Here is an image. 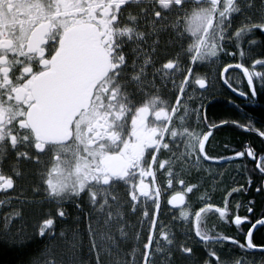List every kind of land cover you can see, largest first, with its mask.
Here are the masks:
<instances>
[{
  "label": "snow or ice",
  "instance_id": "obj_1",
  "mask_svg": "<svg viewBox=\"0 0 264 264\" xmlns=\"http://www.w3.org/2000/svg\"><path fill=\"white\" fill-rule=\"evenodd\" d=\"M217 64L215 82L207 73L195 74ZM257 68L264 69V0H0V165H39L46 158L52 164L48 178L41 174L35 185L43 198L24 197L18 211L5 215L0 240L25 249L30 256L25 264H83L84 259L129 264L127 258L111 256L115 223L124 239L130 227L140 229L131 233L137 249L130 264H157V253L165 264H231L222 251L225 241L245 254L259 255L264 264V241L257 244L254 235L264 229V213L255 215L251 194L246 205H233V194L250 193L254 177L249 174L239 187H225L222 203L213 205L211 193L201 192L198 184L180 179L184 188L177 191L175 162L161 158L162 150L175 155L183 142L180 157L200 169L218 159L212 154V129L243 128L258 135L262 146L242 145L235 156L256 161L255 194L264 198V123L256 128L254 122H209L181 99L193 84L211 92L221 81L232 92L254 99L264 91V71ZM230 70H239L246 90L234 86ZM158 78L181 94L175 104L160 96ZM175 105L183 109L178 123L173 120ZM193 115L197 127L203 125L200 132L189 122ZM159 170L168 177L167 189L156 186ZM203 170L212 179L219 175L211 166ZM14 172L19 181L28 179L19 168ZM16 187L13 177L0 172V192ZM121 187L127 209L114 213L113 206L122 207L115 194ZM167 190L175 192L168 205H185L180 216L189 228L183 237L158 220ZM186 193H201L195 210L185 203ZM66 202L74 205L76 215L71 244L64 227L72 224ZM210 212L242 235L221 234L216 224L208 227L203 221ZM128 214L135 224L125 219ZM14 223L23 226L13 231ZM33 246L36 250L28 252Z\"/></svg>",
  "mask_w": 264,
  "mask_h": 264
},
{
  "label": "flooded vegetation",
  "instance_id": "obj_2",
  "mask_svg": "<svg viewBox=\"0 0 264 264\" xmlns=\"http://www.w3.org/2000/svg\"><path fill=\"white\" fill-rule=\"evenodd\" d=\"M225 59H231L230 57H226ZM239 62V59L237 58V61ZM222 63V61L220 62ZM251 61H249V64ZM159 66V65H157ZM219 68V64L212 65L210 68H205L204 71L197 72L195 74L198 75H204L207 73L215 82V76L216 71ZM257 70L264 71V69ZM233 71V70H230ZM239 70L233 71L232 75V82L234 86L238 87L239 89L246 90L245 89V83L240 82V76L237 75ZM227 75V74H226ZM242 75V74H241ZM177 83H179V78L177 79ZM157 88L159 89L160 96L170 102L171 104H175V96L181 95L178 92H175L172 89L171 84H167L165 87L163 83L159 80H157ZM188 97H191V99H188ZM242 99L244 102L249 101L250 99L246 97H242L238 95V93L232 92L231 89L227 88V86L222 84V81L219 83H215L214 88L211 92H203V90L199 89L198 85H192L190 88L187 89V96L181 95L182 100H186L187 103L198 109L201 113V115H206L207 120L209 122H215L217 124L220 123V121L224 119L228 120H234L233 117L229 118H223V119H216L214 118L212 111L209 110L210 105H212L214 102H224L227 108H232L234 104V99ZM255 99V98H254ZM246 105V104H245ZM178 109V112L175 116H173V120L178 121V117L180 113L183 111L180 105H175ZM189 122L192 125L193 130L200 132L203 130V125L200 127H197L195 123V116H191L189 119ZM225 127V128H224ZM234 127L235 125L230 126H223V130H217L212 129L214 133V139L210 137L211 141V147H212V154L218 159L216 161H209L206 165H204L202 168H194L191 166V164L188 161H185L182 159L179 155V153L184 151L183 142H180L179 147L175 149V155L167 152V150H162L164 152V155L161 157L162 159H170L173 160L175 163L173 164L172 171L177 175V180L174 182V188L179 191L180 189L184 188V185L179 184V180L183 179L185 181L186 185H193L198 184L201 186V192L208 191L211 193L209 197V202L213 205H220L222 203V196L219 194V188L218 182L219 178L218 176L216 179H212V175L208 171L203 170V168L211 166L212 173H219V170L221 168L234 167V166H241L246 161L248 162H254L251 158L247 157H236L235 152L239 151L238 147L235 146V141L233 138H230L228 140L229 131L235 132ZM240 132L249 134V137H246L245 139L241 140V146L240 150H243L242 145H248L253 144L256 148H260L262 145L260 143V137L256 135L255 133H249L244 131L243 128H239ZM229 129V130H228ZM167 139V137H166ZM171 147V146H170ZM159 155V154H158ZM259 159V157H257ZM167 167V165H166ZM14 168H19L21 171H23L28 179L25 181H19V179L15 176ZM52 169V164L48 162L47 158L42 161L39 165H37L34 161L32 162H21L17 163L15 161H10L7 163H4L3 165H0V172H2L4 175L11 176L15 181H17V187L16 190H9L8 193L0 192V201H6L3 204H0V214L4 211L10 212L16 211L13 210L12 207L19 206L20 207V201L24 199V197H27L29 200L35 199L37 201L41 200L43 198V193H36L35 191V185L41 183V174H43V178L46 180L48 178V172ZM258 170V169H257ZM259 171V170H258ZM163 170L157 171V185L156 186H162L163 188L167 189V175H161ZM226 176H224L225 178ZM53 180L55 181L56 174L53 173L52 175ZM151 178H146V182L150 180ZM234 179L231 177V180ZM241 179L245 183L247 182V179L244 178L243 175H241ZM239 180V178H238ZM231 182V181H229ZM237 184V183H236ZM46 187V185H44ZM150 187H155L153 185H150ZM186 192V189H185ZM195 192V189H194ZM255 193V192H254ZM115 194L117 195V202L122 205L120 209H117L115 206H113V212L117 211H126L127 209V197H125V189L124 188H118L115 191ZM175 192L172 190H167L164 192L162 197V206H161V212L158 215V220H162L165 224L166 228L171 227V230L174 232H177L183 237L184 233L189 228V221L184 220L180 216V209L184 208L185 205H179L177 207H173L172 205L167 204V199L171 198V195H174ZM201 193H196V195H193L192 193H186L185 196V203L191 207V209L195 210L197 206L199 205V196ZM235 195L236 199L233 200V204L235 203H244L246 205L247 199L244 200V195ZM232 199V197H229ZM141 199H143L141 197ZM87 198H85V201ZM10 201V202H8ZM67 207L73 206L70 202H66ZM245 208H240L239 210H244ZM214 211V209H213ZM244 215L246 214L245 211H243ZM264 213V212H263ZM217 215H213V213H208L205 217L203 223L206 224L208 227L213 226V217L217 218ZM204 214H202V217ZM210 218V220H209ZM125 219L128 220V223L130 225L135 224V218L131 217L130 214L126 215ZM189 220L192 221L194 224V217H189ZM87 221L85 220V224ZM122 226V225H121ZM112 234L114 236V239L110 242L113 246L111 251L112 258L115 259H125L129 261V264L132 260V252L133 249H137V241L131 236V233L133 231H140V229L137 227L135 229H132L131 227L128 229L129 232V238L124 239L121 237L120 232L118 231V226L114 223L112 228ZM194 233V228L192 229ZM255 233V232H254ZM163 243V241H161ZM218 247V246H217ZM154 251V249H153ZM117 252H119V255L117 256ZM136 258L140 259V251H136ZM248 255L242 254L241 256H238V260L234 262L233 264H238L239 261L245 260L247 261ZM156 260L157 264H165L164 257L161 253L156 254ZM181 264H186V261H182Z\"/></svg>",
  "mask_w": 264,
  "mask_h": 264
},
{
  "label": "trees",
  "instance_id": "obj_3",
  "mask_svg": "<svg viewBox=\"0 0 264 264\" xmlns=\"http://www.w3.org/2000/svg\"><path fill=\"white\" fill-rule=\"evenodd\" d=\"M257 87L259 88V85H257ZM209 110L212 111V114L214 118L216 119L233 117L234 120L240 121L242 124H245V125L248 124L249 122H254V126L256 128H259L261 123H264V91H260L255 99H250L249 101H246V102H244L242 99H238L235 97L232 108H227L224 102L216 101L212 105H210ZM234 130L235 132H233V134L231 131H229L230 133L228 135L229 137L228 140L230 138H233L235 141V146L238 147L240 151V146H241L240 141L245 139L246 137H249L250 135L240 132L237 127H234ZM233 168L235 167L226 168L224 170L225 171L224 176L226 177L222 179H225L226 181L229 182L231 180V177L235 175L237 178H239V180L237 179V181L234 183H237L235 185L239 187L240 185L245 184V179L243 181L241 179V175H243L244 178L248 179L249 174H251L254 177L253 187L251 188L250 193L244 194V200H246V198L251 194L253 198L256 200L255 215L261 216V214L264 212V207H261V203L262 201H264V198L254 193L255 186L256 184L259 183V177H258L259 171L255 168V163L246 161L243 165L237 166L236 174H234ZM228 174H232V176L231 175L229 176ZM221 181L218 182V186H220ZM227 186H230V185H227ZM219 194L226 195V193H224V189L222 191H219ZM233 205H235V203ZM12 209L18 211L19 206L12 207ZM66 210L70 214L69 218L72 221V224L65 225L64 227L66 229H69L68 241H69V244H71V231L73 230L72 225H74L76 221L74 205L71 207H67L66 205ZM243 211H245V209L239 210V214L244 215V213H242ZM8 212L9 211H4L0 214V225H2L3 217L5 215H8ZM214 224L219 225L217 230H219L221 234H227L228 236H236L238 238L242 235L241 232L235 231L234 224L226 223V222L221 223L220 221L217 220L216 217H213V225ZM22 226L23 225L21 223H14L13 231H18ZM79 227L80 225H76V228H79ZM26 231L30 234L31 228H26ZM254 235H255L257 244H260L261 241H264V229H260L259 231H256ZM39 248L42 250L44 248V245L43 244L39 245ZM35 250H36V246H33V248L29 249L28 252H32ZM223 250H226L225 254L228 256V259L231 261V264H233L234 262L238 260V256L245 254L244 251H242L238 246L231 245L230 241H225L222 251ZM79 251L80 250L77 249L78 253ZM54 255L56 256V258H59L61 253L59 252V250H56ZM84 255L86 257L87 253L85 252ZM247 255H248L247 261L244 260L246 264H253V262L254 264H260L261 257L259 255H255V256L251 254H247ZM29 258L30 256L26 254L25 249L17 250V248H14L11 245L5 244L2 240H0V264H25V261ZM83 264H90L89 259H84ZM186 264H190V262H186Z\"/></svg>",
  "mask_w": 264,
  "mask_h": 264
},
{
  "label": "rangeland",
  "instance_id": "obj_4",
  "mask_svg": "<svg viewBox=\"0 0 264 264\" xmlns=\"http://www.w3.org/2000/svg\"><path fill=\"white\" fill-rule=\"evenodd\" d=\"M234 167H235V168H233V169H234V174H236V172H237V170H236L237 166H234ZM224 174H225L224 168H221V169L219 170V176H218L219 181L222 180V181H221V184H220L219 191H222L225 187H227V185H233V184H236V183H234V182H236L237 179H238L235 175L232 176V174H228L229 176L231 175V176L234 178V179L230 180L231 182H228V181H226L225 179H222V178H224Z\"/></svg>",
  "mask_w": 264,
  "mask_h": 264
}]
</instances>
